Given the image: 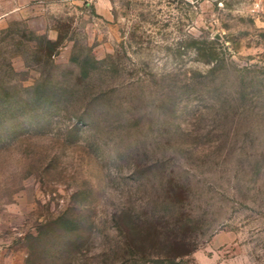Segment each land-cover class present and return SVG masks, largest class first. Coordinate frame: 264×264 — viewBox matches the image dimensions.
<instances>
[{
	"label": "rangeland",
	"instance_id": "374dc122",
	"mask_svg": "<svg viewBox=\"0 0 264 264\" xmlns=\"http://www.w3.org/2000/svg\"><path fill=\"white\" fill-rule=\"evenodd\" d=\"M0 264H264V0H0Z\"/></svg>",
	"mask_w": 264,
	"mask_h": 264
},
{
	"label": "trees",
	"instance_id": "16d2710c",
	"mask_svg": "<svg viewBox=\"0 0 264 264\" xmlns=\"http://www.w3.org/2000/svg\"><path fill=\"white\" fill-rule=\"evenodd\" d=\"M173 244L174 245H179V242L175 239L173 240ZM189 254L188 253H184V254H179L178 256H174V257H169V258H166L164 259L166 262H171V263H175L176 262V259H184V257L188 256Z\"/></svg>",
	"mask_w": 264,
	"mask_h": 264
}]
</instances>
